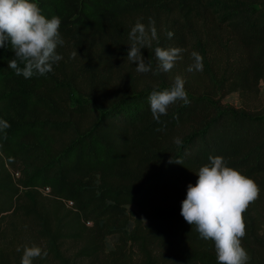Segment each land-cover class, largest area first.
Segmentation results:
<instances>
[{"label": "trees", "instance_id": "1", "mask_svg": "<svg viewBox=\"0 0 264 264\" xmlns=\"http://www.w3.org/2000/svg\"><path fill=\"white\" fill-rule=\"evenodd\" d=\"M35 2L46 17L61 19L63 59L51 73L25 79L8 68L10 43L0 48V120L9 124L0 131V223L23 220L47 252L44 264H132L128 243L139 264H162L172 253L170 264L184 254L191 264H217L214 242L184 220L181 204L197 182L191 171L209 156L264 179V119L215 99L254 94L264 80V0ZM149 18L157 39L141 53L154 70L155 47L185 50L170 72L140 74L127 61L128 33ZM193 51L203 71H187ZM176 75L186 81L189 103L172 104L158 123L150 93L168 89ZM72 94L82 101L72 103ZM249 206L243 218L253 228ZM128 207L137 215L132 227ZM22 231L11 229L12 248L23 247ZM113 237L118 243L106 255ZM242 246L249 264H264V240L244 236ZM13 256L21 264V253L0 252L5 264Z\"/></svg>", "mask_w": 264, "mask_h": 264}, {"label": "clouds", "instance_id": "2", "mask_svg": "<svg viewBox=\"0 0 264 264\" xmlns=\"http://www.w3.org/2000/svg\"><path fill=\"white\" fill-rule=\"evenodd\" d=\"M155 24L153 18H149L147 26L137 20L128 33L127 61L136 65L137 73L170 72L185 51L179 47H155L158 63L154 70L151 59L145 60L141 50L151 48L152 41L157 39ZM60 27V17L43 15L35 0H0V48L10 43L15 53V58L8 61V68L25 79L51 73L53 65L63 59L57 53V47L65 43ZM166 36L171 39L174 33L167 31ZM190 58L192 63L187 71H203V57L193 51ZM185 84V79L176 75L168 89L151 91L150 110L158 123L172 104L177 101L189 103ZM8 127L6 121L0 120V131ZM175 142L181 143L179 138ZM208 160L196 173V184L187 186L180 214L192 228L195 226L201 239L214 242L217 264H248L249 256L242 246L246 234L243 213L259 198L261 189L240 170L229 167L224 157L209 156ZM170 163L174 162L171 160ZM17 251L21 248L17 247ZM42 255L47 256V252L40 246L25 245L21 264H33V260Z\"/></svg>", "mask_w": 264, "mask_h": 264}, {"label": "rangeland", "instance_id": "3", "mask_svg": "<svg viewBox=\"0 0 264 264\" xmlns=\"http://www.w3.org/2000/svg\"><path fill=\"white\" fill-rule=\"evenodd\" d=\"M214 95H215V92H214ZM215 99H219L221 104H223V105L231 106L237 110H244L252 116L260 117V118L264 119V80L259 83L258 90L254 94H248V93L242 94V93H238V92H230V93H227L226 95H222V96H219L218 94H216ZM71 101H72V103L76 104L77 102H81L82 98H80L76 94H72ZM191 173L194 175V177H193L194 180L197 181L198 180V177L196 175L197 171H191ZM258 180L256 182L258 183L257 185L261 189L260 196L254 202L255 203V205L253 206L254 208L252 207L253 204H251V208L249 206L250 210L252 209V211L249 210V215L254 217L253 228L249 227L250 226L249 225V219L247 220V219L243 218L245 226H246L245 236H247L248 241H251V242H253L254 239L264 240V179L261 182ZM128 211H130L128 213V216L130 219V226L132 227L134 218L137 215L135 214V209L133 207H128ZM10 220H11V218H7V219H4L0 223V252L2 249H8V250L10 249L11 251L13 250L14 252H18L16 247L12 248L13 246L11 245L10 239H9L11 229H13L14 225L19 227V228H22V230H23L22 231L23 237H22V240L20 241L23 244V246H25V245H27V246H32V245L38 246L39 245V243L38 242L35 243L34 240L31 239V237L29 238V235L27 233L28 227L23 222V220L17 219V218L12 219L11 221ZM143 223H146V222L144 221ZM87 227H90V225L88 224ZM249 238H250V240H249ZM117 240L118 239L116 237L107 239L108 248L106 250V255H107V253H109V251H111L114 248V245H116V243H118ZM128 245H130V244L129 243L127 244L126 252H128L130 255L131 263L132 264H139L141 258L138 254V251L136 250L135 247L130 246V248H129ZM64 249H65L67 254H72L74 252V250H72V246L70 243H66L64 246ZM205 249H207V248H205ZM18 253H21V258H22L23 247L21 248V251H19ZM175 255H174V253L167 254L165 256V258L163 259L162 264H170V262L175 259ZM42 257L43 256L34 259L33 264H44V262L42 261ZM188 257H190V255L184 254L181 257L184 259L178 260L177 264H191V262H189L190 259ZM11 260H12V264H16V262L18 261V259H16L15 256L11 257ZM159 260H161V259H159ZM0 264H5L2 259H0ZM82 264H100V263H98V262L97 263L96 262L91 263L90 260H86ZM252 264H260V262L256 261L255 263H252Z\"/></svg>", "mask_w": 264, "mask_h": 264}, {"label": "built area", "instance_id": "4", "mask_svg": "<svg viewBox=\"0 0 264 264\" xmlns=\"http://www.w3.org/2000/svg\"><path fill=\"white\" fill-rule=\"evenodd\" d=\"M14 175H15V177H18V174H17V173H15ZM42 193H43L44 195L48 194V193H49V189H48V188L43 189V190H42ZM68 204L71 206V203H68Z\"/></svg>", "mask_w": 264, "mask_h": 264}]
</instances>
